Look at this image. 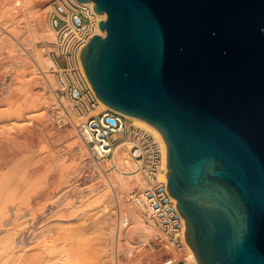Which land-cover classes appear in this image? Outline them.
<instances>
[{
  "label": "water",
  "instance_id": "water-1",
  "mask_svg": "<svg viewBox=\"0 0 264 264\" xmlns=\"http://www.w3.org/2000/svg\"><path fill=\"white\" fill-rule=\"evenodd\" d=\"M77 1L107 15L87 80L161 133L196 262L264 264V0Z\"/></svg>",
  "mask_w": 264,
  "mask_h": 264
},
{
  "label": "bare ground",
  "instance_id": "bare-ground-1",
  "mask_svg": "<svg viewBox=\"0 0 264 264\" xmlns=\"http://www.w3.org/2000/svg\"><path fill=\"white\" fill-rule=\"evenodd\" d=\"M52 3L53 0H0V46L3 44H5V46L9 45L6 47L8 49L10 48L11 50V52L8 49V51L5 50L9 52L7 53L2 50L3 47L0 48V82L5 80L6 76H9L8 79L10 80L9 82L7 81L9 86L6 89L5 97L3 96V99L0 100V264H58L54 262L56 260H54L53 255H49L51 253L50 251L49 254H46L51 256L54 261L52 259H48V256L44 254L46 247L50 246L51 243L52 245L57 244V246L58 244H61V249L56 247L60 250H62V245L64 244L66 249L62 251H65L64 253H66L67 257L65 256V259L67 258L66 260H74L75 253L73 250L77 244V241L84 243L86 241L88 244L86 247L89 246L90 252L94 248H98V250L100 249L102 254H106L109 257V260L107 259V262L109 263L107 264H113L114 262L118 263L120 259L128 258L134 255V251L137 248L143 249L145 246L149 245L153 232L156 234V231L146 228L140 213L141 210H139V208H137L132 203H129L127 200H125V196H128L127 193H129L130 190L144 189L146 188L147 184L143 176H141L138 172L129 174L128 176L125 175V173H133L136 170V165H134V162L128 155V152L124 148L118 146L115 148L113 157L111 159L115 170L110 173L107 183L99 179L95 187H92L83 193H77L78 188L81 185L79 183V185L76 187L77 190L75 191L74 189L75 192H71L72 195L69 196L66 203H60L61 198L59 199L60 201L57 200L60 196L63 198V196L65 197L69 193V190L72 189L70 185L72 181H74L73 179H76L77 182L81 180L77 175L78 165H81L82 163H92V159L87 154L85 145L81 142L72 126L76 127L82 125L86 118L92 117L99 111L109 107L100 101L101 104L97 110H93L92 112L90 111L88 115H85V117L81 119L79 117H75L76 115L73 116V113L71 115L69 114V112L71 113L72 110L70 104L68 108L65 102L58 100L55 95L51 94V92H49L50 96L46 95L48 91H46V93L44 92L45 89L49 88L47 86H54V80L52 77V72H54V70H48V68L53 65V61L50 58H45L42 52L38 51L40 49L35 50L31 46L42 41L54 42V33L48 22V14ZM104 17L105 15L101 14V18L103 19ZM98 33L105 35V32L101 31L100 29ZM25 34L26 36L24 37ZM49 49L53 50L52 47ZM24 50L27 51H25L26 54L22 53ZM9 59L10 62L12 59V62L14 63V66L11 65V70L9 65L10 63L8 62ZM81 68L84 72L82 63ZM12 69L15 71V73H12ZM47 83L49 85H47ZM18 91L23 93L22 102H20V97L16 95ZM50 107L53 110H56V115L58 118L61 117V119L63 118L64 120L67 117L65 116V111L67 112L69 110V112L66 114H68V117L71 118L69 119L72 121L71 123L73 125L69 128H66L67 130L64 128L66 131L63 129L60 130V127L58 126V128L54 127L53 123L47 120L48 117L46 118L45 114L47 108ZM66 108H68V110H66ZM3 117L6 119L5 122L2 121L4 120L2 119ZM127 117L129 118L130 123L139 124L141 127H146L152 131L162 146L164 147L165 145L166 147L161 133L155 127L143 120L131 116ZM65 121H67V119ZM47 124L53 127L51 130H54L49 131V133L51 132V134H53L52 132H54V134L51 135V137L47 136V138L44 136L46 139L43 142L39 139L41 137L40 136L38 137L39 141L37 142H42H40L41 146H39L40 151L47 149V155H49L47 157L49 163L47 164H50V169L56 174V178H59L57 184L54 183V186L52 185V187L49 186V189L47 188L45 194L46 197L50 195L52 199L55 197V200L50 203L51 208L48 211L47 209L49 205L45 203V199H48L44 197V202L43 200L42 202L45 204L40 205L38 204V200H34L35 197L32 195L35 192L34 190L37 192V189L44 185V177L39 179V182L43 181V185L38 181L37 183L33 181V187L35 185L34 182L36 183L35 187H37V184H39L37 189L31 188L33 192L29 191V188H27L28 191L32 193L29 195L33 196L34 199L28 196L27 190L22 187L24 185H21V189L23 188L22 191L25 192L26 190V192H23L24 195H22L23 193H21L22 191L20 192L19 181H21L20 179L23 177H21L23 172L21 174L20 172L24 167L21 168L19 172L18 170L20 166L18 167L17 165L18 162L19 165H22V161L20 159L24 157L23 153L25 156L27 155V157L25 159L26 161L24 162L26 164H23L22 166H28L29 164H32L31 167L33 170L35 164L39 165L38 160H40L39 157L42 155L37 157L38 154H35L37 151H32L30 149L31 145H26V147L24 146V143H20V145L18 139L21 137V133L23 134V132H28V134H30L34 129L37 130L38 128H44L45 130L46 127L44 126ZM44 130L43 132H45ZM41 131L42 130L39 132ZM47 131L48 130H46V132ZM43 132L40 134L42 135ZM49 133H47V135H49ZM33 135L35 136L36 134ZM44 135L46 134L44 133ZM26 138L29 139L27 136ZM35 142L36 141L34 140L33 143L35 144ZM33 147L31 146V148ZM36 147L35 149H37ZM37 150L39 151V149ZM20 155L23 157L19 158ZM47 155L44 156L46 157ZM36 159H38V162ZM33 161H36V163ZM42 162H40L41 165ZM33 163L35 164L33 165ZM44 163L45 162H43V164ZM25 169L27 171L26 167ZM28 169L31 168L28 166ZM99 169L101 172L98 171L97 174L103 173L105 167L101 165ZM47 172L48 171H46V173ZM26 173L24 172L23 175ZM27 174H29V172ZM33 174L34 173H32V175ZM32 175L29 174L30 177ZM46 177L48 178V175H46ZM26 178L27 177L24 176V180L22 181H26ZM30 180H36V178L33 179V177H31ZM27 182L23 184H27L28 187H32V185H29ZM76 185L77 184H75V186ZM38 190L41 192L42 189ZM111 191L116 196H118L117 200H119V204L122 207L121 212H123V215L120 216L119 221L117 222V227L115 226V219L112 216L113 200ZM36 194L39 196V193ZM45 195H42V198ZM46 211L47 213H45ZM26 215H28L27 217L30 216L29 218L31 219L28 218L29 221H25L21 218ZM42 217H44L43 221H48L50 219H54L55 217L60 220L74 219V221L72 224L61 223L59 225H54V223L47 224V222L42 225L40 222L41 225L37 226L38 219ZM20 218L25 222H20ZM52 221L55 222L54 220ZM86 230L92 234L91 236L97 235V237L95 236V238H92L89 234L85 233L91 237L89 239L84 234ZM37 231L41 232L44 236L41 243V238L38 240L36 239L38 237L35 238V240L38 241L34 242L37 244H34L36 247L33 246L34 248H37L36 251L32 250L33 252L30 251V254L24 253L23 251V253H21V250H24V245L22 248H20L22 246V242L21 237L19 238L18 236L24 233L34 235ZM30 241L32 240L30 239ZM55 245L51 247L57 251V249L54 248ZM86 247L85 250L88 249ZM186 250L188 252V254H186L189 255L188 257H190L195 262V264H198L188 244ZM26 251H28V249ZM56 251L53 253L54 251L52 250V254H55V257H57L56 255L60 254L59 250V252L57 251L58 253H56ZM141 251L143 252L144 250ZM104 258L107 257L105 256ZM57 259L59 258L57 257ZM65 259L61 262L63 263ZM50 260H52L54 263H51ZM48 261L50 263H48ZM69 262L72 263V261L68 260V263L66 262L64 264H69Z\"/></svg>",
  "mask_w": 264,
  "mask_h": 264
},
{
  "label": "built area",
  "instance_id": "built-area-1",
  "mask_svg": "<svg viewBox=\"0 0 264 264\" xmlns=\"http://www.w3.org/2000/svg\"><path fill=\"white\" fill-rule=\"evenodd\" d=\"M94 3L77 0H53L48 14L49 26L54 33L53 50L48 54L57 79L59 93L75 106L78 115L97 110L101 104L81 68L80 53L95 34L99 21L107 15L93 10ZM105 32V31H104ZM101 35V34H99ZM104 37L105 35H101ZM86 139L92 160L98 165L108 164L116 147L130 153L136 161V171L146 181V188L133 190L128 199L145 212V222L157 227L164 235L168 249L179 256L176 264H195L186 254L185 220L177 211L176 199L166 188V147L146 129L130 124L128 117L109 108L99 111L78 126ZM114 167V165H112Z\"/></svg>",
  "mask_w": 264,
  "mask_h": 264
},
{
  "label": "rangeland",
  "instance_id": "rangeland-1",
  "mask_svg": "<svg viewBox=\"0 0 264 264\" xmlns=\"http://www.w3.org/2000/svg\"><path fill=\"white\" fill-rule=\"evenodd\" d=\"M23 27V26H22ZM21 27V28H22ZM26 36V34L24 35V37ZM53 42H45V41H42V42H37L36 44H34L33 46H31V47H33L35 50H37V49H40V50H38V51H41L42 52V54L44 55V57L45 58H50V56H49V54H48V52L51 50V49H49L50 47H51V44H52ZM4 46H5V44H3ZM3 45H1L0 46V48H2V50L4 51V52H7L8 50L11 52V50H10V48L8 49L6 46H9V45H6L5 47L3 46ZM6 48V49H5ZM8 49V50H7ZM5 50H7V51H5ZM2 51V52H3ZM25 51L26 50H24L22 53H25ZM27 52V51H26ZM7 53H9V52H7ZM26 54V53H25ZM8 55V54H7ZM51 59V58H50ZM8 62L10 63L9 65H10V70H11V65H13L14 66V63L12 62V59H11V62H10V59L8 60ZM12 66V67H13ZM48 70L49 71H52L53 70V68H52V66L51 67H49L48 68ZM12 73H15V71L12 69ZM53 73V80H54V86H52V87H50V86H47V87H49V88H47V89H49V90H47V89H45V93H46V91H48L47 92V96H50L49 94V92H51V94H53V95H55V92L57 91V89H58V84H57V79H56V76H55V72H52ZM8 75V74H7ZM8 77L9 76H6L5 77V80H3L2 82H0V96H1V98H0V100H2L3 99V96L5 97V92H6V89H7V87L9 86V79H8ZM8 81V82H7ZM3 82H6L7 83V86H6V83H3ZM4 84H5V86H4ZM47 85H49L48 83H47ZM2 86V87H1ZM2 89V90H1ZM21 94V95H20ZM16 95L17 96H19L20 98V102H22L23 100V93H20L19 91L16 93ZM56 96V95H55ZM56 98V97H55ZM58 100H62V102H65L66 104H67V107L69 108V104H70V107H71V113L69 112V110H68V108H66V110H68L67 112H69V114L71 115L72 113V115L74 116V115H76L75 117H79V118H81V119H83L84 117H85V115H88V113H86L85 115H78L77 113H76V111H75V106H74V104H73V102H71L67 97H65L64 95H62L61 93H59V97L57 98ZM59 110V109H58ZM53 112H55V113H53ZM66 111H65V116H67L66 117V119H67V121H65L63 118L61 119V117H59L58 118V116L56 115V110H53L51 107L50 108H47V110H46V118H47V120L48 121H51L52 123H53V126L54 127H60L59 129L60 130H65L66 128H69V127H71L73 124L71 123L72 121L70 120L71 118L70 117H68V114H66L67 113ZM92 112V111H91ZM90 113V112H89ZM64 117V116H63ZM70 118V119H69ZM2 119H4V120H2L3 122H5V118L3 117ZM86 119H88V118H86ZM85 119V120H86ZM65 121V122H64ZM69 121V122H68ZM55 124V125H54ZM130 124H132V125H135V126H139V127H141V125H139V124H133V123H130ZM48 125V124H47ZM47 125L46 126H44V127H46V129L44 130V128L43 129H37V130H33L30 134H28V132H23V134L21 133V137H25V138H21V137H19V139H18V141H19V144L21 143V144H23L24 143V146L26 147V145L27 146H34L33 148H31V146H30V149L33 151H37L35 154H38L37 155V157H39V155L41 156V157H39L40 158V160H38V159H36V161L38 160L39 161V165L37 164H35L36 163V161H33V162H35V163H33V165L35 164V167L33 168V170H32V164L30 165H28L29 166V168H31V169H28V166L26 165V166H22L23 164H26V163H24L26 160V157H27V155L25 156L24 155V153H23V156L25 157H23L22 155H20V157L19 158H21V157H23L24 158V161H23V158L22 159H20L22 162H21V164L22 165H19V162H18V167L20 166V168H19V172H20V170H21V168H23L22 170H21V172H20V174L23 172H29V174L30 175H32V173H34L31 177H33V179H35L36 178V180H30L31 179V177L29 176V174H25V175H23V173L21 174V181L22 180H24V176H26L27 178L25 179L26 181H19V184H20V192L23 190V188H25L26 190H27V194H28V196H30L32 199H34V197H35V199L34 200H38V204H48L49 206H48V209H47V211L51 208V202H53V200H55V197L52 199V197H51V195L50 196H48V197H46V191H47V188L49 189L50 187H52V185L54 186L55 184H57V182H58V180H59V178L57 177L56 178V174L50 169V164L48 165L47 163H49L48 162V156L49 155H47V149L46 150H41L40 151V147L39 146H41V144H40V142L38 143L37 141H39V139L40 140H42V142L47 138V136H49V137H51V135H53L54 134V132H52L53 134H51V132L49 133V131H54V130H51V128L53 129V127L52 126H49L48 125V127H47ZM29 126H31V125H29ZM67 126V127H66ZM57 127V128H58ZM73 127V129H75L74 131H75V133L77 134V136L79 137V139L81 140V142L85 145V147H86V151H87V154L89 155V157L91 158V156H90V153H89V151H88V145H87V142H86V139L79 133V131H78V126H72ZM143 127V126H142ZM141 127V128H142ZM48 128V129H47ZM65 128V129H64ZM143 129H146L147 131H149L152 135H154V133L152 132V131H150L148 128H146V127H143ZM40 130H42L41 132H43V130L45 131V132H43V136L40 134L41 132H39ZM46 130H48L47 132H46ZM67 130V129H66ZM65 130V131H66ZM37 131V132H36ZM39 132V133H38ZM27 135H26V134ZM44 133L46 134V135H44ZM47 133H49V135H47ZM33 134H36L35 136L33 135ZM24 135V136H23ZM27 137H29V139H27L26 138V136ZM39 135V136H38ZM42 138H41V137ZM46 138H45V137ZM155 136V135H154ZM33 139H31V138ZM38 137H40L39 139H38ZM44 137V138H43ZM157 138V137H156ZM21 139V140H20ZM24 139V140H23ZM27 139V140H26ZM38 139V140H37ZM34 140L37 142H35V144L33 143L34 142ZM22 141V142H21ZM26 142V144H25V142ZM27 141H28V144H27ZM31 141V142H30ZM30 142V143H29ZM41 142V143H42ZM33 145H32V144ZM20 144V145H21ZM39 144V145H38ZM36 145H37V147H36ZM19 147H22V146H19ZM35 147L37 148V149H39V151L37 150V149H35ZM39 147V148H38ZM44 152V153H43ZM46 152V153H45ZM128 152V151H127ZM41 153V154H40ZM47 155L46 157L43 155ZM128 155L130 156V153L128 152ZM41 158H42V160H41ZM47 158V159H46ZM130 158L132 159V161L134 162V165H136V161L130 156ZM43 159H44V161H43ZM92 159V158H91ZM37 161V162H38ZM45 162L44 164H43V162ZM47 161V162H46ZM40 162H42V165H41V163ZM42 167H41V166ZM49 166V167H47V166ZM104 166L105 167V169L103 170V173H99V174H97L98 173V171L99 172H101L100 171V169H99V167L100 166ZM101 165H98L97 163H95L93 160H92V163H82L81 165H78V171H77V175H78V178L80 177V181L79 182H77L76 181V179H73L74 181H72V183H71V185H70V187L72 188V189H70L69 190V193L64 197L63 196V198L60 196L57 200H59L60 198V203L62 202V203H66L67 201H68V198H69V196H71L72 195V193H74L76 190H77V186L79 185V183L81 184L80 185V187L78 188V192L77 193H79V192H84V191H87V190H89L90 188H92V187H95V185H97V181L99 180V179H101V180H103V181H105L106 183L108 182V180H109V176H110V173H112V171H114L115 170V167H113L112 166V162L110 161L108 164H101ZM37 166H39V167H37ZM43 166H45V167H43ZM25 167L27 168V171H26V169H25ZM36 167H37V169H36ZM137 167V165L135 166V168ZM38 168H39V170H38ZM41 168V169H40ZM45 170H44V169ZM47 168V169H46ZM36 171H35V170ZM30 170V171H29ZM32 170V171H31ZM51 170V171H50ZM33 171H35V172H33ZM46 171H48L47 173H46ZM32 172V173H31ZM38 173V174H37ZM134 173H137V171L135 170L133 173H125V175H129V174H134ZM35 174H37V175H35ZM48 175V178L46 177V175ZM55 174V175H54ZM140 174V173H139ZM141 175V174H140ZM37 176V177H36ZM142 176V175H141ZM28 177H30V178H28ZM42 177H44V179H43V181H44V185H47V186H44L43 185V181L42 180H40V181H42V182H39V179L41 178L42 179ZM50 177V178H49ZM47 179H48V181H47ZM50 179V180H49ZM28 181V182H27ZM31 183H30V182ZM33 181H35L36 183H37V181L41 184L42 183V185L44 186H40L39 187V184H37V187H39L38 189H42L41 190V192H40V190H38L37 189V187H35L36 186V183L34 182V187H33ZM77 183H76V182ZM21 182V183H20ZM25 182H27L29 185L31 184L32 185V187L31 186H29L28 187V185L27 184H23V183H25ZM47 182V183H46ZM46 183V184H45ZM51 183H53V184H50ZM55 183V184H54ZM75 184H77L76 186H75ZM21 185H24V186H22L23 188L21 189ZM25 185H26V187H25ZM50 186V187H49ZM46 187V188H45ZM27 188H29V191H31V192H33V190H31V188L33 189V188H36L37 189V192H36V190H34L36 193H39L38 195L39 196H37V194L35 193H30L29 191H28V189ZM69 189V188H68ZM68 189H66V190H68ZM74 189H75V191H74ZM26 190H25V192H26ZM45 192H44V191ZM133 190H139V189H132V190H130L129 191V193L131 192V191H133ZM42 191H43V193H42ZM74 191V192H73ZM24 191H22L21 193H23ZM24 192V193H25ZM72 192V193H71ZM20 193V194H21ZM24 193L22 194V195H24ZM40 193H41V195H40ZM129 193H127L128 195H129ZM29 194H32V195H34V197L33 196H31V195H29ZM21 195V196H22ZM42 195H45V196H43V198H42ZM59 196V195H58ZM111 196H112V200H113V212H112V216H113V218L115 219V226L117 225V222L119 221V218H120V216L121 215H123V212H121V209H122V207H121V205L119 204V200H117L118 198V196H116L112 191H111ZM23 197V196H22ZM41 197V198H40ZM44 197H46L48 200H46ZM128 196H125V200H127V202H129V203H132L128 198H127ZM127 198V199H126ZM41 199V200H40ZM44 199H45V203H43L44 202ZM42 200H43V202H42ZM58 201V202H59ZM40 202H42V203H40ZM49 202V203H48ZM59 203V204H60ZM133 204V203H132ZM134 205V204H133ZM138 208V207H137ZM139 210H141V209H139ZM47 211L45 212V213H47ZM140 213H141V216H142V219H143V222H144V224H145V226H146V228L147 229H149V230H154V231H156V234H155V232H153V235L151 236V239H150V244L149 245H147V246H145L143 249H139V248H137L134 252V255H132V256H130V257H128V258H123V259H120L119 260V262L118 263H113V264H176V262H177V260L179 259V256L176 254V252H174V251H172V250H170V249H168L167 248V246H166V244H165V238H164V235L161 233V231L157 228V227H155V226H151V225H149V224H147L146 222H145V212L143 211V210H141L140 211ZM44 214V213H43ZM46 215V214H45ZM28 215H26V216H23V217H21L22 219H24L25 221H29V219H31V218H29V217H27ZM24 217H26V218H24ZM21 218H20V220H21ZM29 218V219H28ZM43 218L44 217H42V218H40V219H38V222H37V226H40L41 224L43 225L45 222H47V224H53L54 223V225H59V224H61V223H70V224H72L73 223V221H74V219H72V220H70V219H62V220H60V219H58V218H54V219H50V220H46V221H43ZM53 218V217H52ZM24 220H21L20 222H25ZM52 220H54L55 222H53ZM31 221V220H30ZM59 221H61V222H59ZM40 222H41V224H40ZM117 227V226H116ZM127 229V228H126ZM85 233H87V234H89L90 236L92 235V234H90L89 232H87V230H86V232H84V234ZM93 233V232H92ZM97 233V232H96ZM96 233H94V234H96ZM42 233L41 232H39V231H37L34 235H32V234H26V233H24V234H21V235H19L18 237L20 238L21 237V242H22V246L20 247V248H22L23 247V245H24V250L22 249L21 250V253H29L30 251L31 252H33V251H36V249L37 248H34L33 246H35V245H37V244H35L34 242L36 241V242H38L37 240L38 239H40L41 238V241H40V243L42 242V239H43V234L41 235ZM98 234V233H97ZM40 235V236H39ZM86 235V234H85ZM89 235H86L89 239L92 237H94L95 238V236L97 237V235H93V236H91V237H89ZM99 235V234H98ZM30 236H31V238H30ZM33 236V237H32ZM42 236V237H41ZM154 236V237H153ZM36 237H38V238H36ZM35 238L37 239V240H35ZM152 238H153V240H152ZM30 239L32 240V241H30ZM85 239V238H84ZM158 241H156V240ZM34 240V241H33ZM82 240V239H81ZM83 241H85V240H83ZM156 241V242H155ZM163 241V242H162ZM160 242V243H159ZM152 243V244H151ZM163 243V244H162ZM33 244V245H32ZM35 244V245H34ZM76 244V243H75ZM77 244H79V245H77ZM77 244L75 245V248H74V250H73V252L75 253V259L74 260H70V259H68L69 261H72V263L71 262H69V264H107V263H109V262H107L109 259V257L106 255V254H102L101 253V250L99 249L98 250V248H94V249H92L91 250V252H90V248H89V246H87L86 247V245H88L87 244V242L85 241V243L84 242H78L77 241ZM81 244V245H80ZM30 245H32V246H29ZM49 245V244H48ZM55 245V244H54ZM54 245H52V243H51V245L50 246H47L46 247V250L44 251V254L45 255H47L48 256V254H49V251L51 252L49 255H53V257H54V260H56V261H54L53 260V258L51 257V256H48V259H52L55 263H58L59 264V262H60V264H64V263H68V260H66L65 259V256H66V253H64L65 251H62V250H64V249H66V247L64 246V244L62 245V250H60L61 249V244L59 245L58 244V246H57V244L55 245V247L54 248H56V247H58V248H60V249H57V251L60 253L59 255H60V257H59V255H56L59 259H61V260H59V259H57V257H55L54 255L55 254H52V250L54 251L53 253H55V249H53V247H51V246H54ZM85 245V246H84ZM63 246H64V248H63ZM78 246V247H77ZM152 246V247H151ZM162 246V247H161ZM26 247V248H25ZM32 247V248H31ZM36 247V246H35ZM85 247L86 248H88V249H86L85 250ZM148 247H150V248H148ZM146 248V249H145ZM163 248V249H162ZM28 249V251H26ZM48 249H50V250H48ZM52 249V250H51ZM33 250V251H32ZM141 250H144L143 252L141 251ZM23 251V252H22ZM56 251V253H58ZM30 252V253H31ZM63 253V255H62V253ZM29 253V254H30ZM46 253H48V254H46ZM43 254V255H44ZM187 254H188V252H187ZM186 254V255H187ZM62 255V256H61ZM104 255V256H103ZM185 254H182L181 256H186ZM107 257V258H104V257ZM63 257V258H62ZM67 257V256H66ZM47 259V260H48ZM65 259V261L62 263L61 261H63ZM108 259V260H107ZM52 260H50V262L52 263L53 261ZM57 261H59V262H57ZM73 261H74V263H73ZM49 261H48V263H50ZM53 262V263H54Z\"/></svg>",
  "mask_w": 264,
  "mask_h": 264
}]
</instances>
